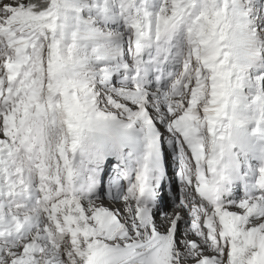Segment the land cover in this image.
<instances>
[{"label": "snow or ice", "instance_id": "6c2138e0", "mask_svg": "<svg viewBox=\"0 0 264 264\" xmlns=\"http://www.w3.org/2000/svg\"><path fill=\"white\" fill-rule=\"evenodd\" d=\"M0 264H264V0H0Z\"/></svg>", "mask_w": 264, "mask_h": 264}, {"label": "clouds", "instance_id": "9594fccd", "mask_svg": "<svg viewBox=\"0 0 264 264\" xmlns=\"http://www.w3.org/2000/svg\"><path fill=\"white\" fill-rule=\"evenodd\" d=\"M107 181H108V175L106 174L104 176V182H105V186L107 185ZM105 201H108L109 202V198L108 196L105 194V197H104ZM169 209H171V203H169Z\"/></svg>", "mask_w": 264, "mask_h": 264}, {"label": "bare ground", "instance_id": "6f19581e", "mask_svg": "<svg viewBox=\"0 0 264 264\" xmlns=\"http://www.w3.org/2000/svg\"><path fill=\"white\" fill-rule=\"evenodd\" d=\"M106 203H107V202H106ZM168 206H169V204L167 205L166 210H167V211H171V209H168V208H169Z\"/></svg>", "mask_w": 264, "mask_h": 264}, {"label": "rangeland", "instance_id": "374dc122", "mask_svg": "<svg viewBox=\"0 0 264 264\" xmlns=\"http://www.w3.org/2000/svg\"><path fill=\"white\" fill-rule=\"evenodd\" d=\"M105 202H107V203H109L108 201H105ZM169 207V206H168ZM169 209V208H168Z\"/></svg>", "mask_w": 264, "mask_h": 264}]
</instances>
